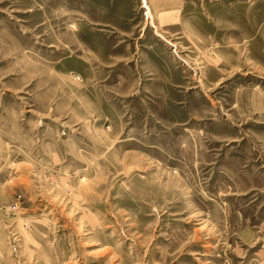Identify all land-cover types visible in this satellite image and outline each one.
<instances>
[{"label":"rangeland","instance_id":"obj_1","mask_svg":"<svg viewBox=\"0 0 264 264\" xmlns=\"http://www.w3.org/2000/svg\"><path fill=\"white\" fill-rule=\"evenodd\" d=\"M0 264H264V0H0Z\"/></svg>","mask_w":264,"mask_h":264}]
</instances>
